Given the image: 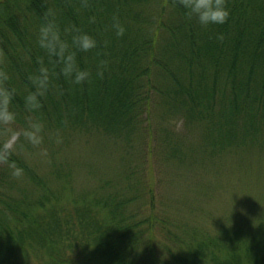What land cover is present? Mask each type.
I'll return each mask as SVG.
<instances>
[{
	"label": "trees",
	"instance_id": "1",
	"mask_svg": "<svg viewBox=\"0 0 264 264\" xmlns=\"http://www.w3.org/2000/svg\"><path fill=\"white\" fill-rule=\"evenodd\" d=\"M226 7V23L202 26L180 0H0V84L16 90L12 127L25 126L22 97L43 57L35 32L54 8L62 27L87 31L99 44L78 57L92 70L89 81L53 78L62 93L43 99L44 138L77 133L96 145L123 142L126 152L113 179L96 192L65 195L50 192L26 163L22 150L38 147L19 137L7 162L0 159V264H264V213L241 226L222 225L213 236L173 225L164 255L155 240L161 220L130 210L143 199L135 187L139 168L129 164L131 147L146 132L154 135L156 119L183 122L178 137L172 131L161 141L170 160L192 157L198 144L187 140L195 136L207 149L201 166L209 172L227 150L240 147L255 159L264 153V0H226ZM113 15L125 28L122 36L111 28ZM100 59L107 61L103 78L95 74ZM9 137L0 126V157ZM12 162L23 169L20 177L11 175ZM22 180L29 186L16 187ZM112 181L114 191L105 192Z\"/></svg>",
	"mask_w": 264,
	"mask_h": 264
},
{
	"label": "rangeland",
	"instance_id": "2",
	"mask_svg": "<svg viewBox=\"0 0 264 264\" xmlns=\"http://www.w3.org/2000/svg\"><path fill=\"white\" fill-rule=\"evenodd\" d=\"M156 121L152 124L154 135L146 132L141 136L144 139L136 141L131 147L129 164L139 168L137 178L140 183L139 187H135L139 195L142 191L143 199L137 205H132L130 210L138 218L156 217L158 222L161 220L159 226L157 224L160 232L157 228L155 240L159 243L158 247L164 250V255L165 249L171 244L168 238L169 232L174 229L173 225L183 226L179 231L193 227L213 236L222 225L230 229V225L241 226L245 220L251 223L261 219L264 213V153H261V158L255 159L252 152L249 156L243 154L244 150L240 147L227 150L216 156L215 161L220 167L209 172L201 166V162H205L202 156L208 157V152L200 147L198 136L187 140L198 146L195 154L186 158V162L165 158L161 153L162 139L172 131L177 136L184 126L181 120H173L169 124ZM159 128L163 131L157 133ZM46 137L50 139L46 141ZM16 143L17 139L9 137L6 144L12 148ZM42 149L47 150L46 155L41 154ZM22 152L26 163L36 170L37 175L45 178L49 191L54 193L58 190V194L65 195L67 192L73 195L96 192L113 179L117 167L126 158L123 142L96 145L82 136L77 137V133L53 138L47 135L40 147ZM198 157L202 160L193 163ZM249 163L254 167H249ZM113 182L109 186L111 192H105L114 191ZM22 185L29 186L23 180L16 182V187L21 188ZM221 187L224 189H219ZM22 189L30 191L28 188ZM151 198L154 211L149 205ZM220 219L225 222H220Z\"/></svg>",
	"mask_w": 264,
	"mask_h": 264
},
{
	"label": "clouds",
	"instance_id": "3",
	"mask_svg": "<svg viewBox=\"0 0 264 264\" xmlns=\"http://www.w3.org/2000/svg\"><path fill=\"white\" fill-rule=\"evenodd\" d=\"M180 4L186 10V15L189 18L195 16L202 26L224 24L230 15L226 0H180ZM111 28L117 36H122L125 32L116 15L112 17ZM218 38L223 39V36L220 35ZM35 44L43 53V57L38 61V68L29 74L31 89L22 97L28 113L25 126L20 129L12 127L18 118L14 108L16 90L4 84H0V126L11 134L12 140L23 136L31 145L39 147L44 141L45 123L40 116L43 99L52 92L58 95L62 93V90L54 85L53 78L61 76L74 85L89 81L93 75L92 70L82 67L78 57L80 53L97 49L99 42L95 36L76 26L62 27L58 20V12L54 8H48L35 32ZM106 65L107 61L103 59L97 61L96 76L103 78ZM10 146L5 144V155L0 157L5 162ZM41 154L46 155L47 150L42 149ZM9 167L13 177H20L23 174V169L16 166L15 162L10 163Z\"/></svg>",
	"mask_w": 264,
	"mask_h": 264
}]
</instances>
